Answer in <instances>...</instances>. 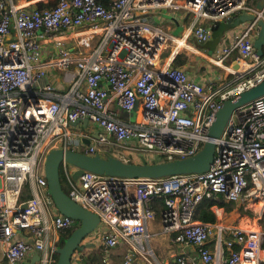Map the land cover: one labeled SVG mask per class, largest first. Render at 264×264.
Instances as JSON below:
<instances>
[{
  "label": "built area",
  "instance_id": "2783aa9c",
  "mask_svg": "<svg viewBox=\"0 0 264 264\" xmlns=\"http://www.w3.org/2000/svg\"><path fill=\"white\" fill-rule=\"evenodd\" d=\"M160 10L189 14V24L174 34ZM239 14L252 18L207 56L216 76L195 80L172 63L179 49L164 55L177 35L206 42L214 24ZM259 21L264 33V0H0V264H57L60 236L78 225L58 211L44 172L52 148L73 149L76 119L98 128L88 154L108 143L158 161L193 155L222 102L264 79ZM212 140L207 169L160 177L84 169L74 179L77 166L61 159L62 188L99 216L71 264L101 250L109 264L119 245L121 264H264V94L236 107ZM219 195L244 212L240 220L217 203L214 220L195 217L202 199Z\"/></svg>",
  "mask_w": 264,
  "mask_h": 264
},
{
  "label": "water",
  "instance_id": "95a60500",
  "mask_svg": "<svg viewBox=\"0 0 264 264\" xmlns=\"http://www.w3.org/2000/svg\"><path fill=\"white\" fill-rule=\"evenodd\" d=\"M257 5L259 6V3H257ZM250 18H252L251 14H239L234 18L228 17L225 21L214 24L213 30L222 32L227 28L236 26L239 21ZM179 28L181 30L182 26L173 29V33L178 34L179 32H177V29ZM263 40V24L259 21V33L254 40V46L259 54L262 53L261 46ZM262 94H264V79L260 83L223 101L216 112L214 121L208 128V138L203 142L202 147L196 153L187 157L167 161L156 160L152 162H139L125 160L114 154L102 155L99 152L88 154L81 150L63 147L51 149L44 163L48 192L58 211L69 215L78 222V225L64 239L63 244L57 248V264H71V255L76 249L83 248V245L80 244L81 240L95 229L99 221V216L95 212L75 202L62 188L58 171V164L61 159L64 158L77 166V169H75L72 175L74 179H76L84 169L100 174L128 177H160L170 174L203 171L208 168L213 159L215 144L212 138L220 135L232 111L239 105ZM80 121L87 123L88 119L86 117L83 119H76L73 123L76 124Z\"/></svg>",
  "mask_w": 264,
  "mask_h": 264
},
{
  "label": "crops",
  "instance_id": "0c3cea01",
  "mask_svg": "<svg viewBox=\"0 0 264 264\" xmlns=\"http://www.w3.org/2000/svg\"><path fill=\"white\" fill-rule=\"evenodd\" d=\"M157 18L159 19L158 21H160L161 24L169 27L172 31L176 27L182 26V29L180 30L179 34H181L182 30H184L186 25L189 24V19L185 18V13H180V12L177 13L168 10H160L157 13ZM239 27H241V23H238L236 26L231 27L232 30L231 28H228L226 32L224 31L225 35L223 36H230L235 31V29H238ZM213 31L214 33H212L210 39H208L206 42L202 44H198V42L192 36H189L186 41L184 40V37H178L176 39L177 45L173 47L178 49L179 47L185 44V47L187 48L178 50V52L182 51L183 55H186L188 57V60L185 64L179 66L184 67L188 75L195 80L205 81L206 79L216 76L217 73L220 71L219 67L211 64L207 60V56L212 53L211 52L212 49L217 44V42H219L218 39L220 38L219 36H221L219 34L223 33V31L222 32H219L217 30H213ZM224 38L227 39L226 37ZM49 51L50 48L46 47L45 53H49ZM51 77L57 88H63L66 85V82L63 80L61 71L59 69H55L54 71H52ZM112 107L118 112V115L122 118L127 119L129 118V116L130 118L133 117L132 115H130L129 112H125L119 109V107L115 103H112ZM70 128L73 131L71 147L75 150L76 149L83 150L86 144H88L89 142H93V139L89 137L90 136L95 137L97 135L96 132L98 131V128L90 121H88L87 123H83V121H80L76 124L73 123ZM120 151L123 152L125 155L123 153H118V152L117 153L114 152V155L121 157L120 155L123 154L124 156L134 161H142V162L151 161L150 159L152 156L135 157L137 155H135V153L128 154L129 152L128 150L121 149ZM100 154L104 155L103 150ZM160 247H162L165 251H167V248L165 246L161 245ZM111 251L112 253L110 256V260L112 264V262H117L118 259L119 261H121L120 259L122 258L123 253L125 251V246L119 245L113 248Z\"/></svg>",
  "mask_w": 264,
  "mask_h": 264
},
{
  "label": "trees",
  "instance_id": "16d2710c",
  "mask_svg": "<svg viewBox=\"0 0 264 264\" xmlns=\"http://www.w3.org/2000/svg\"><path fill=\"white\" fill-rule=\"evenodd\" d=\"M102 2H106V0H101ZM37 4L39 5H46L47 3L46 2H37ZM51 4V2L49 3ZM212 33H214V31H212ZM219 38V37H217ZM204 42H201V43H198V44H202ZM188 60V57L186 55H183L182 51H179L177 52L173 59H172V63L174 65H183L187 62ZM103 145V144H102ZM101 145V147L103 148V146ZM104 150V149H103ZM104 155H113L114 154V150L112 148H106L104 151H103ZM65 191V190H64ZM66 192V191H65ZM213 203H217L219 205H224L225 206V209L226 210H229V208L231 207V202L229 201H226L224 199V197L222 195H219L217 196L216 199H212V198H204L202 199L197 207H196V212H195V217L196 218H200L202 220H214L215 219V213L210 209V206L213 204ZM70 230H68L65 234H63L62 236H60L59 238V241H58V245L61 246L64 242V239L70 234ZM112 251H110V255H111ZM102 254H103V251H99L97 253H90V256H89V263H86V264H90V261H92L91 263H98V264H105L104 262H102ZM96 259L99 260V262L96 261ZM121 260V259H120ZM112 264H121V261H117V262H112Z\"/></svg>",
  "mask_w": 264,
  "mask_h": 264
},
{
  "label": "rangeland",
  "instance_id": "374dc122",
  "mask_svg": "<svg viewBox=\"0 0 264 264\" xmlns=\"http://www.w3.org/2000/svg\"><path fill=\"white\" fill-rule=\"evenodd\" d=\"M185 18H190L189 17V14H185ZM210 21H208V20H204V21H202V23L204 24V25H206V24H208ZM211 23V22H210ZM231 28V27H230ZM228 30V28L227 29H225L224 31L226 32ZM231 30H232V28H231ZM177 32H180V28L179 29H177ZM179 34V33H178ZM225 34V33H224ZM219 35H221V36H219L220 38L218 39V40H220L221 39V37L223 36V33L222 34H219ZM177 37H180V36H178L177 35ZM188 42V41H187ZM174 47V42L173 41H169V44H168V47H167V49L165 50V52H164V55H166L167 53H169L170 52V50L172 49ZM187 47H185V44L184 45H182L181 47H179L178 49L179 50H181V49H186ZM193 53V52H192ZM103 146V149L105 150L107 147L108 148H112L113 150H114V152H118V149H120V147H118V146H116V145H112V144H108V143H105V144H103L102 145ZM56 148H58V147H56ZM53 149V148H52ZM103 150V151H104ZM49 153V152H48ZM47 156V155H46ZM158 159H160L159 157H158ZM46 160V159H45ZM130 160H132V159H130ZM151 162L152 161H156L157 159H156V155L154 154V155H152V157H151ZM134 161V160H133ZM44 163H45V161H44ZM70 166V168H71V165H69ZM231 207L229 208V210H232L231 211V217H230V220H232L233 222H237L238 220H240V216H242V215H244V212L239 208V207H236L235 208V205L231 202ZM235 208V209H234ZM254 212V211H253ZM253 212L251 213V212H248L247 214L248 215H253ZM78 253H75L74 255H75V257H76V255H77ZM78 257H81L82 259H85V256H84V254H83V256H78ZM76 260V259H75ZM119 260V259H118ZM88 261H89V258H88ZM96 261L97 262H99V260L98 259H96ZM109 261H110V263L109 264H111V260H110V257H109ZM91 262L92 261H90V264H91ZM73 264H75V263H73ZM101 264V263H100Z\"/></svg>",
  "mask_w": 264,
  "mask_h": 264
},
{
  "label": "bare ground",
  "instance_id": "6f19581e",
  "mask_svg": "<svg viewBox=\"0 0 264 264\" xmlns=\"http://www.w3.org/2000/svg\"><path fill=\"white\" fill-rule=\"evenodd\" d=\"M176 50H177V48H173V52L176 51Z\"/></svg>",
  "mask_w": 264,
  "mask_h": 264
},
{
  "label": "clouds",
  "instance_id": "9594fccd",
  "mask_svg": "<svg viewBox=\"0 0 264 264\" xmlns=\"http://www.w3.org/2000/svg\"><path fill=\"white\" fill-rule=\"evenodd\" d=\"M212 31H213V29H212ZM224 32V31H223Z\"/></svg>",
  "mask_w": 264,
  "mask_h": 264
}]
</instances>
